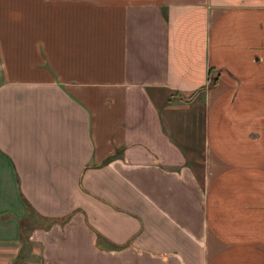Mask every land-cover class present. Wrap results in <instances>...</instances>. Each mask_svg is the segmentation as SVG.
Here are the masks:
<instances>
[{"label":"crops","instance_id":"obj_1","mask_svg":"<svg viewBox=\"0 0 264 264\" xmlns=\"http://www.w3.org/2000/svg\"><path fill=\"white\" fill-rule=\"evenodd\" d=\"M0 264H264V0H0Z\"/></svg>","mask_w":264,"mask_h":264},{"label":"rangeland","instance_id":"obj_2","mask_svg":"<svg viewBox=\"0 0 264 264\" xmlns=\"http://www.w3.org/2000/svg\"><path fill=\"white\" fill-rule=\"evenodd\" d=\"M28 220H26L25 222H22L21 224V234H20V239L24 238V235L26 233V230L28 229V227H31L33 225H38L40 223H43L44 220L36 215H34L31 211H28Z\"/></svg>","mask_w":264,"mask_h":264},{"label":"trees","instance_id":"obj_3","mask_svg":"<svg viewBox=\"0 0 264 264\" xmlns=\"http://www.w3.org/2000/svg\"><path fill=\"white\" fill-rule=\"evenodd\" d=\"M211 84H212V82H210L209 85H211ZM201 90H203V88H198L196 92H199V91H201ZM187 100H188V99H187ZM21 224H22V223H21ZM98 237H99V236H98Z\"/></svg>","mask_w":264,"mask_h":264}]
</instances>
